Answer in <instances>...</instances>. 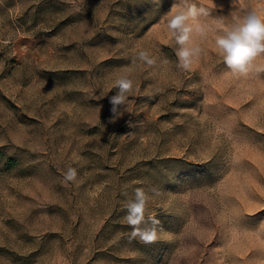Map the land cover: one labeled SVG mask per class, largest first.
Masks as SVG:
<instances>
[{
    "label": "rangeland",
    "instance_id": "obj_1",
    "mask_svg": "<svg viewBox=\"0 0 264 264\" xmlns=\"http://www.w3.org/2000/svg\"><path fill=\"white\" fill-rule=\"evenodd\" d=\"M192 5L185 70L168 22ZM252 12L264 0H0V264H264V53L234 74L215 43ZM135 188L150 244L129 239Z\"/></svg>",
    "mask_w": 264,
    "mask_h": 264
},
{
    "label": "clouds",
    "instance_id": "obj_2",
    "mask_svg": "<svg viewBox=\"0 0 264 264\" xmlns=\"http://www.w3.org/2000/svg\"><path fill=\"white\" fill-rule=\"evenodd\" d=\"M200 14L207 15V12L204 8L197 9L195 5H192L187 10L177 13L168 22V27L172 29V34L177 44L180 45L176 53L179 61L178 67L185 70L190 67L192 58L199 56L201 53L199 47L186 46L190 39V33L193 31L187 21L190 18L196 20ZM195 31L201 36L205 34L204 27L199 23L196 24ZM215 43L228 68L234 74L246 75L252 69L254 58L264 53V19L254 12L248 13L242 19H238L232 29L226 31L223 35H218ZM136 59L145 62L148 66L155 63L153 59L149 58L147 51H140L134 58L133 63ZM115 86L118 91L110 99V103L113 105L111 123L122 116L119 109L128 99L127 94L132 92L133 81L127 75L120 76L116 80ZM75 176V170L69 169L67 179L73 180ZM149 199L150 197L143 188H135L132 198L125 205L127 214L124 220L131 228L129 239L136 240L139 237V242L144 244H150L156 240L155 230L144 226L147 223L144 213Z\"/></svg>",
    "mask_w": 264,
    "mask_h": 264
}]
</instances>
